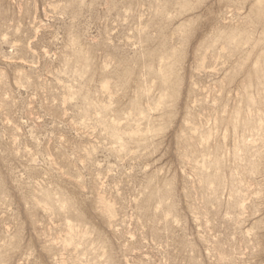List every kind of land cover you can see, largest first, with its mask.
I'll return each mask as SVG.
<instances>
[{
  "label": "rangeland",
  "instance_id": "374dc122",
  "mask_svg": "<svg viewBox=\"0 0 264 264\" xmlns=\"http://www.w3.org/2000/svg\"><path fill=\"white\" fill-rule=\"evenodd\" d=\"M0 264H264V0H0Z\"/></svg>",
  "mask_w": 264,
  "mask_h": 264
}]
</instances>
